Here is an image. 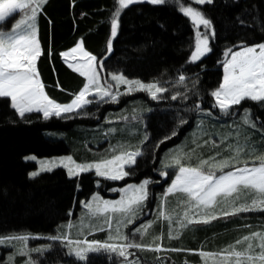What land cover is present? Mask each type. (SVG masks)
Returning a JSON list of instances; mask_svg holds the SVG:
<instances>
[{"label": "trees", "instance_id": "16d2710c", "mask_svg": "<svg viewBox=\"0 0 264 264\" xmlns=\"http://www.w3.org/2000/svg\"><path fill=\"white\" fill-rule=\"evenodd\" d=\"M196 7L202 8L211 19L216 36L210 40L211 53L201 61L188 63L194 48L195 30L190 20L178 12L171 0L162 5L143 2L129 6L120 18V29L113 40L110 56L106 52V43L110 35L109 17L114 8V0H48L44 7L45 15H41L37 21L38 38L44 51L37 62V69L50 98L62 104L69 103L74 98L73 94L78 93L85 83V79L68 68L60 56L62 51L74 47L81 38L87 50L98 58L107 57L105 78H110V72H122L130 79L143 82L159 80L166 83L171 91L164 93L165 98L158 101L148 98L144 92H138L122 97L117 105L99 108L98 115H101L107 109L117 110L127 103L125 111L144 119V136H149L144 144H141L143 139L140 134L135 136L134 142L139 143L144 154L129 169L133 173L131 176L113 183L96 177L92 172L71 178L61 168L30 178L29 173L36 169V164L25 159L28 156L46 159L67 155L74 144L82 152L86 146L83 139H89L97 131L105 132L112 123H101V128L93 130L91 127L100 123L99 118L52 117L45 120L34 112L21 118L11 108L8 98H0V236L54 235L69 220L70 212L73 217L77 215L79 202L89 199L97 189L107 196V190L113 185L121 187L144 179L152 181L149 185L150 195L155 193L152 190L158 189L159 193L154 194L158 206L165 185L173 179L176 171L172 167L166 168L167 178L161 177V162L166 153L193 128L199 131L200 145L192 151L189 161H182L186 165L196 166L199 158L214 156L216 153L229 155L230 152L225 149L233 137H237L240 143H244L247 138L250 145L257 147L256 155L264 153V106L245 101L236 107L233 114L225 116L218 109L211 108L213 98L209 95L222 82L223 68L219 61L223 59L224 50L241 42L248 45L264 42V0H212L210 4ZM241 19L250 26H242L239 23ZM181 72L189 77L187 88L175 85ZM197 78L196 88L189 91L191 81ZM175 91H187L189 98L173 101L170 96ZM197 102L202 104L203 109L212 111L211 116L205 115L202 125L199 122L202 114L192 110ZM95 108L97 105L91 104L86 110L90 112ZM242 108L251 109L257 128L253 129L237 120L242 115ZM182 119L187 123L181 125ZM128 121L133 122L134 119ZM128 121L116 122L114 125L118 127L120 123ZM173 130L178 134L158 150L155 149L158 140ZM60 132H65L62 139L59 137ZM216 135H229L231 139L227 138L216 147L208 144L202 146L205 140L210 142ZM83 154L91 161L89 152ZM97 181L100 183L98 188L95 185ZM180 199V194L167 197L164 210L168 213L174 210V221L177 215L183 214L184 205ZM152 218L156 220L158 236L163 234L159 242L164 248L219 252L251 232L264 231V212H249L227 219L220 218L209 224H191L180 229L178 239L170 240L167 221ZM177 227L173 223V228ZM96 237L101 238V235ZM40 241L59 247L50 253L48 264H78L65 254L59 242ZM244 246L242 244L237 247ZM137 256L142 264H159L157 256L167 257L166 264H203L202 258L190 251L156 253L145 250L137 252ZM88 264L116 262L109 261L106 254L99 253L89 255ZM208 264H214L213 260L209 259Z\"/></svg>", "mask_w": 264, "mask_h": 264}, {"label": "snow or ice", "instance_id": "6c2138e0", "mask_svg": "<svg viewBox=\"0 0 264 264\" xmlns=\"http://www.w3.org/2000/svg\"><path fill=\"white\" fill-rule=\"evenodd\" d=\"M47 2L48 0H0V98H10V106L19 117L23 118L26 114L35 112L42 113L45 120L52 117L70 119L73 114H80L86 106L94 102L118 103L123 96L134 92H145L150 99L158 101L165 98L164 93L171 91L166 83L159 80L143 82L140 79H130L122 72H110V78H105L107 57L98 58L87 50L84 39L81 38L74 47L62 51L60 56L68 68L85 79V83L78 93L73 94L74 98L69 103L62 104L50 98L45 92V85L37 69V62L44 54L38 38L37 21L41 15H45L44 7ZM143 2L162 5L169 3L170 0H114V8L109 17L110 35L106 43V52L109 56L113 51V40L118 35L123 12L129 6ZM171 2L180 14L190 20L195 30L194 48L187 62L201 61L211 53L210 40L215 39L216 33L211 19L202 8L196 6L210 4L212 0H171ZM239 23L242 26H250L243 19L239 20ZM222 56L223 59L219 61L223 68L222 82L209 93L213 98L211 108H216L222 115L228 116L245 101L264 106V42L252 45L241 42L224 50ZM188 79L189 77L181 72L175 85L187 88ZM197 84L198 78L193 79L189 91H193ZM193 94L198 95L195 92ZM188 98L187 91H175L170 96L173 101ZM192 110L207 116L212 115L211 109H203L200 102L193 105ZM241 111L242 124L253 129L257 128L251 109L242 108ZM121 119H129V117H121ZM131 119H140V117L133 115ZM180 123L183 125L187 121L182 119ZM115 131L114 128L109 129L110 133ZM177 134L173 130L171 134L165 135L158 140L155 149L158 150L162 144ZM148 140L149 136L146 134L141 144L147 143ZM210 143L216 147L224 143V140L212 139ZM204 144H209V141L205 140ZM225 150L230 152L229 156L224 157L221 153H216L207 159L199 158L196 166L182 162L191 158V153L184 152L183 149H177L175 155H170V161L166 158L161 162L159 172L161 177L167 178L168 173L164 169L169 167L176 169L174 178L162 193L157 206V220L167 221L170 240L178 239L181 234L180 229L194 223L209 224L214 220L227 219L241 213L264 212V153L256 155L257 147L250 145L247 138L244 143H240L239 139L235 144L228 143ZM111 151L113 154L110 158H101L90 163H77L72 156L59 160H38L35 156L25 159L36 161L39 165L37 171L29 173L30 178H35L41 172H50L56 167H63L69 177L94 171L98 178L121 181L133 174L126 169L134 167L137 159L144 154L140 147L127 150L124 146H120L118 154L116 148ZM246 156L248 158H245ZM217 157L220 159L218 160ZM151 183L150 179H144L138 184L111 189L121 193L118 200L103 199L99 194H95L89 201L81 202L89 219L103 217V224L96 228L91 223L84 225L81 220L80 228L88 227V235H93L95 231L106 232L104 241L89 240L83 231L80 232L83 238L73 239L70 231L61 233L59 229L55 235L47 237L28 234L3 235L0 236V247L15 249L13 255L7 256L4 264H14L16 255L24 256L25 264H39L30 254L51 251L52 246L30 249L28 242L32 239L59 242L65 254L74 257L78 264H88L89 254L100 252L106 254L109 261L115 260L116 264H142L137 252L145 250L156 253L195 252L202 258L203 264H208L209 259H212L214 264H264V231L251 232L219 252L164 248L159 242L163 239L162 233L153 237L151 243H143L144 236L156 220L141 223L126 233L124 229L135 225L140 218V213L150 196ZM173 194H180V203L184 205L182 216L177 215L175 221L174 210L172 213L164 210L167 197ZM173 223L178 227L174 229ZM60 227L70 230L74 225L69 221L67 225ZM137 236L139 239L136 238ZM14 241L19 243V247L13 243ZM242 244L245 245L243 248L237 247ZM167 259L157 256L159 264H166Z\"/></svg>", "mask_w": 264, "mask_h": 264}, {"label": "rangeland", "instance_id": "374dc122", "mask_svg": "<svg viewBox=\"0 0 264 264\" xmlns=\"http://www.w3.org/2000/svg\"><path fill=\"white\" fill-rule=\"evenodd\" d=\"M9 23H11V21ZM121 87H122L121 91H123V86H121ZM135 93H138V92H134L133 94H135ZM133 94H131V95H133ZM145 94L148 96V98H150L147 93H145ZM131 95H125L123 97H128V96H131ZM8 99L10 101V98H8ZM92 104L93 105H97V108L92 109L90 112H87V110L85 108L80 114H73L72 118H77V117L90 118V119L99 118L100 123L93 125L91 127L93 130H97V129L101 128L102 127L101 123H104V122L108 123L109 121H111L112 125H110L108 127V129L105 131L107 134L104 131H97L95 134H91L89 139H87V138L83 139V141L86 143L85 144L86 146H85V149H83L82 152L83 153L84 152L85 153L89 152V156L88 157H92L91 161H88V159L84 156V154L78 148L77 144H74L72 146V148L70 150V153L67 154V155L55 156V157L46 158V159H38L37 158L38 160H51V159L59 160L60 158H63V157L72 156L73 159L77 163H90V162L98 161L101 158H110V156L113 154L112 151H111V149H113V148L117 149V154H118L120 146H124V148H126L127 150H134V147H140L142 149V147L139 145L138 142H134L135 141L134 138H135V136H137L139 134L141 136V140L144 138V134H145L144 130H143L144 129V119H142V118L134 119L133 122L128 121V120H131V117L134 114L125 111L126 110V106L125 105L127 103L123 104L122 106H120L119 109H117V110L107 109L101 115H98L99 111H100L99 108L103 107L104 105H117L118 103H96V102H94ZM88 106H86V107H88ZM39 114L42 116V113H39ZM200 114H202V116L200 117L199 122L205 120V115L203 113H200ZM97 116H99V117H97ZM121 117H129V119H121ZM240 117H238L237 120L242 123ZM42 118H43V116H42ZM55 118H58V117H55ZM72 118H70V119H72ZM66 119H68V118H66ZM125 120H127L128 122H124V123L122 122V123L119 124L118 127L116 125H114L116 122H121V121H125ZM87 127H90V126H87ZM87 127H83V128L86 129ZM110 128H114V129H116V131L110 133L109 132ZM204 128H206V126ZM204 128H202V129H204ZM64 133L65 132H60L59 133V137L61 139L65 136ZM105 134H106V136H105ZM199 136H200L199 131L196 128H193L192 130H190L188 132V134L183 138V140L179 144H177L175 147H173L171 150H169L166 153V155L164 156L163 161L166 158H169V161H170V155H175L177 149H183L184 152L192 153L193 149L199 147V145H200V142H198ZM225 138L231 139V137L229 135L228 136L224 135V137H220V136L216 135V136H214V138H211L210 141L212 139H215L217 141H221V140L225 141ZM237 139H238L237 137H233L231 139L232 141H230L229 143H233L234 144V143H236ZM220 144H222V143H220ZM204 145L205 144H202V146H204ZM208 145L212 146V144L210 142H209ZM229 155H226V154L223 155L222 154V156H224V157H227ZM28 157H31V156H28ZM208 157L204 156L203 158L207 159ZM187 160L189 161V159H187ZM27 161L34 162L36 164V169L34 171L38 170L39 165H38V163L36 161H33V160H27ZM56 168H61V169H63L66 172V169H64L63 167H56ZM56 168H54V169H56ZM126 170H129V169H126ZM90 172H92L94 174V171H90ZM66 174H67V172H66ZM100 179H103V178H100ZM108 181H110L111 183L120 182V181H111V180H108ZM140 182H136V183L129 182L126 185L121 186V187L118 186V185H113V187H111L110 189L107 190V194H108L107 196L102 195L100 193V191L97 189L89 197V199H87L86 201H89L91 199V197L93 195H95V194H99V196L102 197L103 199L118 200L120 198L121 193L118 192V191H111V189H119V188L126 187L128 184H138ZM170 183H171V181L167 185H165L164 191L170 185ZM95 185L98 188L100 186V183L96 182ZM149 191H150V189H149ZM152 191L157 193V194L159 193L158 189L152 190ZM154 194L150 195L148 200L145 202L143 211L140 213V218L136 221L135 225L129 226L128 228L124 229V231L126 233H129L133 227L139 226L141 223H144V222L149 221V220H153L152 217H156L157 218V212L158 211H157V204L155 202V195ZM150 197H151V199H150ZM81 202L82 201H80L79 204H78L79 208L77 209V213H76L77 215L75 217H73L72 213H71L69 220L64 224V225H67L68 222L71 221L72 224L74 225V227L72 229H70V230H68L66 228L59 229V231L61 233L65 232V231H70V236L73 239L82 238L83 237V236L80 235L81 231L78 232L81 220H83L84 225H88L89 223H91L93 225V227H96V228H98L99 226H101L103 224V222H102L103 221V217H98V218L97 217H93V218L89 219V217L86 215V210L81 205ZM183 211H184V209H183ZM85 229H86V232L89 231L88 227H84L83 230H85ZM84 235L87 236V233H85ZM155 236H158V234L156 233V223H154L152 225V227L148 230V233H147V235L144 236L142 242L145 243V244L151 243L152 240H153V237H155ZM87 238L89 240H93L94 239L93 237L91 238L89 236H87ZM136 238L139 239L138 236ZM40 240H42V239H32V240H30L28 242V247L31 249V248L43 247V246L51 245L52 246L51 251H47V252H43V253L32 252L30 255H31V257L33 259L38 261L39 264H48V260L50 259V256H51L50 253L54 252V249H59V247L53 246L50 243L41 242ZM44 240H46V239H44ZM13 243L17 244V247H19V243L18 242L14 241ZM14 252H15V249L12 248V247H7V246L0 247V264H4L7 256L13 255ZM100 253H103V252H100ZM91 254H99V253H91ZM91 254H89V255H91ZM53 256H54V254H53ZM68 257L74 259V257H72V256H68ZM14 264H25V257L24 256H20V255H16L15 259H14ZM56 264H66V263L59 262V263H56Z\"/></svg>", "mask_w": 264, "mask_h": 264}, {"label": "crops", "instance_id": "0c3cea01", "mask_svg": "<svg viewBox=\"0 0 264 264\" xmlns=\"http://www.w3.org/2000/svg\"><path fill=\"white\" fill-rule=\"evenodd\" d=\"M102 222H103V221H102ZM83 229H84V228H83ZM83 229H81V228L79 227V231H78V232L82 231ZM83 233H84V234L87 233V236H89V237H91V238L93 237L95 240H99V241H104L105 238H106V236H107V233L104 232V231H95L93 235H88V231L86 232V229H85V230H83ZM97 235H101V238H97V237H96ZM82 238H83V237H82Z\"/></svg>", "mask_w": 264, "mask_h": 264}]
</instances>
